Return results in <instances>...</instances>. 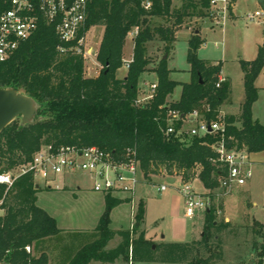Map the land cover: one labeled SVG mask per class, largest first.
Here are the masks:
<instances>
[{"label":"trees","instance_id":"16d2710c","mask_svg":"<svg viewBox=\"0 0 264 264\" xmlns=\"http://www.w3.org/2000/svg\"><path fill=\"white\" fill-rule=\"evenodd\" d=\"M209 1L181 0L178 8L171 9L172 0H91L81 33L93 25L103 26L96 55L101 69L94 77L84 74L80 54L59 51L58 46L63 43L54 27L41 20L35 32L21 42L8 59L0 62V87L13 88L36 102L32 122L22 124L15 118L0 131V173L17 171L45 144L54 147L94 145L112 152L115 158L124 157L131 148L145 180H151L160 172L183 180L196 173L202 193L213 199L222 174L214 151L218 142L222 141L227 149L247 154L264 150V124L252 117V105L258 97L254 82L264 66V41L258 46L254 59L240 61L244 71V99L237 115L220 113L221 106L228 101L229 83L224 80L216 86L221 62L197 57L196 50L203 43L199 34L188 39L189 81L171 79L167 59L161 58L153 68L156 76L153 96L136 103L140 97V77L149 70L151 62L148 42L162 41L168 53L176 40V27L182 25L185 18L208 15ZM153 18L163 19L167 24H154ZM132 29H136V33L131 62L125 76L118 77L116 72L124 64L123 47ZM178 85L181 86L179 98L167 101ZM172 110L182 117L195 110L202 120L221 122L223 131L190 135L183 130L184 122L178 118L171 123L174 132L166 134ZM39 190L30 172L18 175L9 188L0 184L3 211L0 214V263H48L46 243L58 237L61 230L56 220L37 205ZM118 202L111 194L105 195L104 211L90 234L91 239L81 237L83 244L73 254H66L58 264L112 262V257L119 256L132 264H213L215 258L222 256L223 234L237 229L216 213L213 204L204 212L199 239L163 241L152 248L153 242L146 239L143 232L133 238L128 231L109 228V213ZM144 213V203L140 201L137 221L144 219ZM257 224L264 228V222ZM116 234L121 236V243L105 251ZM260 236L264 255V230ZM32 245L36 251L41 249L38 256L26 251L25 247Z\"/></svg>","mask_w":264,"mask_h":264},{"label":"rangeland","instance_id":"374dc122","mask_svg":"<svg viewBox=\"0 0 264 264\" xmlns=\"http://www.w3.org/2000/svg\"><path fill=\"white\" fill-rule=\"evenodd\" d=\"M180 4L181 0H172L171 9L178 8ZM256 9L264 11V2L261 5L258 0H236V24L230 19L232 18L231 12L227 14L226 20L222 23H220L222 19L216 13L211 15L210 10L206 16L198 15L185 18L182 25L176 27L174 33L176 40L168 53L165 51V44L162 41L156 39L148 42L147 54L151 62L148 65L149 70L140 77L139 98L141 100L144 98L151 80L156 79L153 68L161 58L167 59V64L172 69L170 74L172 79L180 82L188 80L189 64L186 59L188 39L194 34H199L203 43L197 48L196 55L198 58L209 62H223V73L230 76L233 83L232 93H229L228 96V100L232 99L233 103L226 102L222 106H234L232 110L237 111L238 108L235 106H240L239 103L244 97V86L240 77L244 71L240 61L254 59L257 45L264 41V24L256 20H248L246 17L247 14ZM152 22L154 24H167L159 18H153ZM102 33V25H93L86 29L85 48L92 47L93 52H97ZM135 33L136 29H132L127 38L123 53L124 62L129 59L133 45L131 38L134 37ZM100 69L101 65L93 56L84 60V74L86 76L94 77L98 75ZM125 71L127 72V69L123 64L118 70V75L124 74ZM261 78L260 83L264 86V70ZM179 91L180 87L175 92ZM172 97L176 98L175 93ZM255 106L254 116L260 123L264 124V90L260 93V98ZM17 118L21 123V117ZM195 123L196 121L193 120L192 123H188V127L189 124L191 126ZM251 158L253 159L251 163L252 175L245 184L234 187L226 195L222 194L220 188L214 190L213 202L215 206L219 207L218 204L224 200L226 214L237 229L234 233L223 234L222 256L215 258L213 264H264V255L261 254L260 248L262 243L260 232L264 228L262 229L257 224L264 222V153ZM258 158L262 162L257 161ZM138 177L139 182L133 194L113 195L119 202L109 213V228L114 231H128L133 238H137L143 232L144 237L155 245L163 241L192 240L191 219L184 221L185 234L183 237H176L173 232L174 218L171 214V199L173 195L179 194L177 189L182 185L180 178L164 172L153 175L149 181L145 180L141 173ZM188 180L191 181L190 178ZM35 182L40 186L37 205L56 220L57 226L61 230L58 237L46 243L45 248L49 259L47 264H58L65 259L66 254H73L83 244V240H80L81 237H84L85 240L91 239L90 234L98 224L105 205H99L95 199L98 194L92 193L93 180L82 171L69 173L65 176L59 175L54 181L36 178ZM160 184L166 185V189L159 191ZM191 185L196 191L201 189L198 180L191 181ZM90 196L93 197L90 198ZM140 201L144 203L145 213L144 219L137 221L136 211ZM180 209H182L181 203ZM1 213H3L2 210ZM136 222L138 223L137 228L135 227ZM135 228L137 229L136 232L134 231ZM200 237L197 233L194 235V239ZM120 243L121 236L116 234L104 250H112ZM36 249L32 245L30 250L26 251L38 256L41 249L39 251ZM112 258V262L93 261V264H130L121 256Z\"/></svg>","mask_w":264,"mask_h":264},{"label":"built area","instance_id":"2783aa9c","mask_svg":"<svg viewBox=\"0 0 264 264\" xmlns=\"http://www.w3.org/2000/svg\"><path fill=\"white\" fill-rule=\"evenodd\" d=\"M91 0H0V62L5 61L17 49L21 42L30 37L42 20L54 27L59 40L65 45H59L60 52L72 51L80 54L83 60L94 57L92 47L85 48V32L83 28L88 14ZM232 0H210L209 10L211 15H216L226 20L231 11ZM148 5V4H147ZM248 20H256L264 24V11L256 9L247 14ZM131 58L124 62L128 67ZM225 80L218 76L216 86ZM156 84L150 83L146 95L136 103L146 101L155 92ZM181 118L183 122L195 120L194 125L183 130L190 134H205L208 132H222L223 124L219 121H206L199 118L197 111L182 117L179 112L169 111V125L165 133L174 132L172 122ZM208 127L211 131H208ZM217 160L221 163L222 174L219 176V186L222 194L229 193L234 187L241 186L251 178L252 170L248 155L245 151L227 149L222 141L214 148ZM85 172L93 180L92 189L103 194H133L139 182V164L135 151L128 148L124 157L115 158L112 152L97 146L78 147L75 145H59L54 147L45 144L33 154L32 159L20 166L15 172L0 173V184L9 188L14 179L23 173L30 172L34 179L40 178L45 181H54L59 175L73 172ZM177 189L183 200V216L193 219L198 211H205L214 204L210 196L200 193L191 185V181L183 180ZM166 189V185L160 184L159 191ZM215 192H213L214 197ZM1 204V201H0ZM215 205V204H214ZM216 213H221L215 206ZM27 251L30 250L26 246ZM131 264V262H130Z\"/></svg>","mask_w":264,"mask_h":264},{"label":"crops","instance_id":"0c3cea01","mask_svg":"<svg viewBox=\"0 0 264 264\" xmlns=\"http://www.w3.org/2000/svg\"><path fill=\"white\" fill-rule=\"evenodd\" d=\"M257 3V2H256ZM235 6H236V0H234L233 1V4H232V7H231V17L232 18H230L231 20H232V22L234 23V24H236L237 23V20H236V13H235ZM128 36H129V34H128ZM128 36H127V38H128ZM127 38H126V41H127ZM131 40L133 41V37L131 38ZM126 41H125V44H124V47H123V53H124V51H125V45H126ZM259 45H261V44H258L257 45V48H258V46ZM131 49H133V45H132V48ZM256 53H257V51H256ZM132 57V50H131V53H130V56H129V59ZM128 59V60H129ZM123 60H124V56H123ZM216 62H218V61H214L213 63H216ZM221 62V71H220V73L221 74H219V76H221V77H224L225 78V80L226 81H228V83H229V87H230V92L229 93H232V90H233V83H232V79H231V77L230 76H228L227 74H225V73H223V62L222 61H220ZM168 68L172 71V69L168 66ZM120 69V68H119ZM118 69V70H119ZM126 69H127V67H126ZM118 70H117V72H116V74H117V76L118 77H124L125 76V74H126V71H125V73L124 74H122V75H118ZM263 70H264V66H263V68L261 69V71L259 72V74L257 75V77H256V79H255V82H254V84H255V86L257 87V89H258V97H257V99H256V101L253 103V105H252V117H253V119L254 120H257L258 122H260L255 116H254V110H255V104L258 102V100H259V98H260V93L264 90V86L263 85H261V83H260V80L262 79L261 77H262V73H263ZM171 71H170V73H169V77L171 78ZM95 76H97V75H95ZM243 76H244V72H242L241 73V75H240V77H241V79H242V84H243ZM172 79V78H171ZM189 79H190V73H189V78H188V80L187 81H184V82H188L189 81ZM174 80V79H173ZM155 81V79H152L151 80V83L152 82H154ZM175 81H177V80H175ZM178 82H180V81H178ZM244 86V85H243ZM178 87H180V91L179 92H175L176 91V89L178 88ZM244 90V89H243ZM175 93V95H176V98H173L172 97V95ZM180 93H181V86L180 85H178V86H176L175 87V89H174V91H173V93L172 94H170L168 97H167V101H169V102H173V101H176L178 98H179V96H180ZM243 99H244V97H243ZM243 99H242V101H240V103L239 104H241L242 102H243ZM227 103H229V104H232L233 103V101H232V99H229L228 101H227ZM234 106H221V110H220V113L221 114H234V115H237L238 113H239V108H240V106H235L236 108H238L237 109V111H234V110H232V108H233ZM222 108H224V109H222ZM195 121V120H194ZM193 122V120H188V121H186V122H184V129H187L188 128V123H192ZM189 126H190V124H189ZM260 153H264V150L263 151H259V152H255V153H249V154H247L248 155V160H249V162H250V167H251V163L253 162V159L251 158V157H258L259 155H260ZM257 161H259V162H262V161H260V158H258L257 159ZM264 162V161H263ZM67 175V174H66ZM65 176V175H64ZM190 180L191 181H193V180H198L197 179V176H196V173H194L191 177H190ZM61 187V186H60ZM59 188V187H58ZM203 188L201 187V189H199L198 190V192H200V193H202L203 191ZM39 192V191H38ZM92 193H97L96 195V197H95V199L98 201V203H99V205L100 206H104V196H105V194H103V193H101V192H96V191H94L93 189H92ZM38 194L39 193H37V203H38V201H39V198H38ZM113 195H116V194H113ZM112 195V196H113ZM226 195V194H225ZM93 196H90V198H92ZM180 203L182 204V209H180ZM218 206H219V209H220V211H221V215H222V217L225 219V221H230L232 224H233V221L229 218V216L226 214V206H225V202H224V200L220 203V204H218ZM2 209H0V211H1ZM180 210H181V214H180ZM204 212L205 211H198L197 213H196V215H195V217L193 218V219H191L192 220V222H191V239H194V235L197 233V234H199L200 236H202V230H201V225H203L202 223H203V221H204ZM171 214H172V216H173V218H174V222H173V225H174V229H173V232H174V236H176V237H183L184 236V234H185V229H184V221L186 220V218L183 216V200H182V198H181V196H180V194H178V195H173L172 196V199H171ZM180 216V217H179ZM263 219H264V217H263ZM257 221H260V220H258V219H256ZM234 225V224H233ZM147 264H149V263H147Z\"/></svg>","mask_w":264,"mask_h":264},{"label":"water","instance_id":"95a60500","mask_svg":"<svg viewBox=\"0 0 264 264\" xmlns=\"http://www.w3.org/2000/svg\"><path fill=\"white\" fill-rule=\"evenodd\" d=\"M263 2L264 0H258L261 5ZM35 110L36 102L30 96L13 88L0 87V131L17 117H21L22 124L32 122ZM208 131H211L210 127ZM137 226L136 222L135 227ZM152 248H155V244H152Z\"/></svg>","mask_w":264,"mask_h":264}]
</instances>
